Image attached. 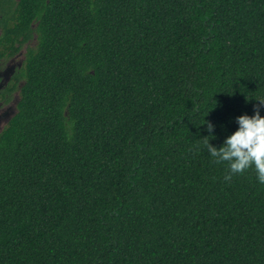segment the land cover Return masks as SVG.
I'll return each instance as SVG.
<instances>
[{
    "label": "trees",
    "instance_id": "1",
    "mask_svg": "<svg viewBox=\"0 0 264 264\" xmlns=\"http://www.w3.org/2000/svg\"><path fill=\"white\" fill-rule=\"evenodd\" d=\"M0 8V56L37 41L7 89L0 264H264V184L204 143L264 100V0Z\"/></svg>",
    "mask_w": 264,
    "mask_h": 264
},
{
    "label": "clouds",
    "instance_id": "2",
    "mask_svg": "<svg viewBox=\"0 0 264 264\" xmlns=\"http://www.w3.org/2000/svg\"><path fill=\"white\" fill-rule=\"evenodd\" d=\"M259 101L253 115L245 113L235 118L238 127L224 138L219 147L210 143L216 138L215 125L207 122L205 147L214 163L227 164L225 179L254 169L258 182L264 184V115L260 112L264 108V100Z\"/></svg>",
    "mask_w": 264,
    "mask_h": 264
},
{
    "label": "rangeland",
    "instance_id": "3",
    "mask_svg": "<svg viewBox=\"0 0 264 264\" xmlns=\"http://www.w3.org/2000/svg\"><path fill=\"white\" fill-rule=\"evenodd\" d=\"M1 29V27H0ZM37 43L36 38L33 39L32 41H30V43H28L27 45H25L21 51L20 54H18L15 57L12 58H8V59H4V60H0V79L3 77V73L10 67H18L21 62H23V59H26L24 57H26V52H27V48L28 46H35ZM25 64V61H24ZM1 82V80H0ZM18 94L14 95V97L11 99L12 101H8L3 103L0 106V133L2 132V130L4 129V127L7 125V123L9 122V120L16 114L17 112V105H18V101L20 100V90H18L17 92ZM10 106H13L14 108V112H12L10 115L5 114L8 110V108Z\"/></svg>",
    "mask_w": 264,
    "mask_h": 264
},
{
    "label": "flooded vegetation",
    "instance_id": "4",
    "mask_svg": "<svg viewBox=\"0 0 264 264\" xmlns=\"http://www.w3.org/2000/svg\"><path fill=\"white\" fill-rule=\"evenodd\" d=\"M0 10H1V8H0ZM2 16H3L2 11H0V20H1ZM0 27H1V29H0V37H1L3 34V26H2L1 21H0ZM21 51L16 53L15 55H12V56L11 55L0 56V60L15 57L18 54H20ZM24 58H26V57H24ZM24 61H25V59H23V62H21V64L18 67H10L3 73V77L0 79L1 80V82H0V106L5 102H8V101L11 102L12 101L11 99L14 97V95L18 94L17 93L18 90H16L13 93H8L7 89H8L9 84L12 81L13 76L18 71H20L22 69V67L24 66ZM0 76H1V74H0ZM21 85H22V83H20V86ZM12 112H14V108H13V106H10L5 114L10 115Z\"/></svg>",
    "mask_w": 264,
    "mask_h": 264
}]
</instances>
